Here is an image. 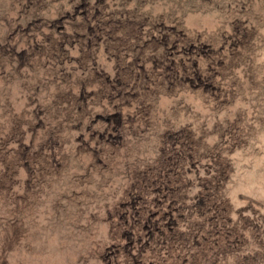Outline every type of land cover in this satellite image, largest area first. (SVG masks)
<instances>
[{
  "label": "rangeland",
  "instance_id": "374dc122",
  "mask_svg": "<svg viewBox=\"0 0 264 264\" xmlns=\"http://www.w3.org/2000/svg\"><path fill=\"white\" fill-rule=\"evenodd\" d=\"M0 264H264V0H0Z\"/></svg>",
  "mask_w": 264,
  "mask_h": 264
}]
</instances>
